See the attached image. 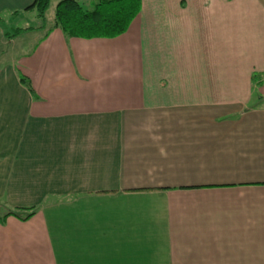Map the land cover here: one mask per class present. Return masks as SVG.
Instances as JSON below:
<instances>
[{
	"label": "crops",
	"instance_id": "obj_1",
	"mask_svg": "<svg viewBox=\"0 0 264 264\" xmlns=\"http://www.w3.org/2000/svg\"><path fill=\"white\" fill-rule=\"evenodd\" d=\"M36 30L1 31L0 264H264V0Z\"/></svg>",
	"mask_w": 264,
	"mask_h": 264
},
{
	"label": "trees",
	"instance_id": "obj_2",
	"mask_svg": "<svg viewBox=\"0 0 264 264\" xmlns=\"http://www.w3.org/2000/svg\"><path fill=\"white\" fill-rule=\"evenodd\" d=\"M143 0H95L91 7H87L78 0H64L59 3L55 12V28H59L66 38L92 39H116L126 34L133 22L142 11ZM51 0H35L24 12H36L41 20H45L50 8ZM32 28L18 30L16 37L22 32ZM10 39V37H9ZM258 81L257 75L253 77ZM21 83L33 91L30 81L20 76ZM258 85H264L261 77ZM16 216L27 220L34 216L30 213L26 217L20 216L16 211H8L3 217Z\"/></svg>",
	"mask_w": 264,
	"mask_h": 264
},
{
	"label": "rangeland",
	"instance_id": "obj_3",
	"mask_svg": "<svg viewBox=\"0 0 264 264\" xmlns=\"http://www.w3.org/2000/svg\"><path fill=\"white\" fill-rule=\"evenodd\" d=\"M62 1H64V0H51L50 8L46 14L45 20L39 19L36 12H26V13H24V21H21L15 17L12 20L11 24H9V20L2 22L1 23L2 26L0 25V41L3 38L1 31H4V30L6 31V38L7 39H9L10 35H16L15 33L18 30L28 29L29 27H32L33 29H38L36 31H39L40 34L42 32H45V30H49L55 24L56 8L59 5V3ZM78 1L82 2L87 7H91L95 2V0H78ZM39 28H42V29H39ZM29 32H30V30H29ZM31 38H35V37L30 36V39ZM1 47H3V46L0 43V48ZM24 48H25V45H24ZM29 48H30V46L28 45V47L25 48L24 51H28ZM6 49H8V48L4 47L3 49H1V51L3 52Z\"/></svg>",
	"mask_w": 264,
	"mask_h": 264
}]
</instances>
